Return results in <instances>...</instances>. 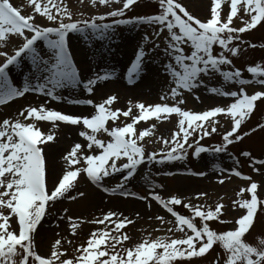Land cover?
<instances>
[{
  "label": "snow or ice",
  "instance_id": "obj_1",
  "mask_svg": "<svg viewBox=\"0 0 264 264\" xmlns=\"http://www.w3.org/2000/svg\"><path fill=\"white\" fill-rule=\"evenodd\" d=\"M79 2L83 4L84 0ZM29 3L35 14L46 18L50 23L38 24L35 22L36 15H23L11 0H0V57H3V61H0V106L24 97L29 92L60 101L63 97L57 94V90L75 89L81 85L91 95L99 81L113 79L115 73L107 69H102L101 73L93 70L90 78L82 80V70L77 67L69 49L70 34H79L85 41L111 40L117 26L137 24L158 26L159 30L153 32L157 39L167 32L163 52L169 59L164 63V73L170 77L174 87H170V93H164L161 99L167 101L170 95L176 103L147 106L138 103L135 107L139 109V113L134 114L132 106L127 111L113 110L111 106L117 100L115 95L99 104L91 99H69L71 104L94 107L95 113L91 116H73L40 105L20 111L19 117H23V121L13 118L0 122V264H177L178 260L204 257L217 243L222 245L225 255L214 264H264V238H260V246H253L245 240L246 234L253 228L258 210H264V200L258 196L260 185L252 181V177L244 176L235 169L220 171H228L229 176L234 175L251 183L238 193L242 198L234 201V205L245 209L246 213L235 221L236 227L233 230L218 233L209 225V221L213 220L225 223L221 219L225 208L223 203L216 205L215 210H205L200 204L185 203L176 196L164 199L153 193L152 199L175 218V227H169L167 232L181 233V236L149 237L135 245H129L127 242L132 237L122 230L134 223V220L122 214L117 216L115 212H108L92 221L105 227L93 231L86 245L82 244L73 258L68 257L61 239L55 240L48 257L40 255L35 247V234L45 215L49 214L50 205L62 199L76 200L77 196L85 195L83 192L69 195L81 174H86L93 184L102 186L106 177L126 172L123 182L116 188L104 190L113 194L120 191L122 196H134V193L127 191L126 183L141 165L184 160L193 147L197 158L205 152L226 153L230 145L251 135L249 132L243 135L238 133L242 124L256 109L257 102L264 100V91L249 95L244 86L253 83L264 86V78H261L264 77V65L247 67V72L253 79L243 78L239 68L225 70V66L233 64L230 56H238L241 52V48L234 42L246 43L241 40L242 34L264 24V0H212L210 16L206 20L194 16L178 0H158L159 14L134 19L123 17L138 0H90L94 7H120L107 15L79 20L74 19L65 0H29ZM224 4L229 5V12L222 16ZM80 16L83 17L84 13L81 12ZM108 18H114L113 22L101 23ZM237 18L242 21L243 26H233ZM13 38L18 41L15 51H11ZM150 42V38L145 35L143 44L134 53L126 74L129 84L135 83L145 70V58L149 53L144 44ZM186 45L191 49L190 54L185 51ZM216 46L220 49L218 55L214 52ZM250 46L256 47L255 44ZM160 47V43H155L151 51L155 52ZM24 59L31 62L32 70L25 77L23 85L17 87L9 73L12 67H19ZM214 74L222 76L226 83L238 84L240 88L239 91H224L211 87V93L235 98V102L200 113L182 109L180 105L185 103L182 90L193 91L202 86L207 87L202 76L211 78ZM173 114L179 117L178 130L173 133L171 140L161 137L165 148L170 150L146 154V149L140 142L152 134L156 125L143 131H139L137 125L153 118L163 121ZM221 115L231 119V130L223 134L222 143L211 148L204 147L201 141L219 131L217 125L221 121L216 118ZM121 117H131L132 122L108 127V121L117 122ZM39 121L83 125L90 130L79 133L86 144L75 143L63 156L66 170L51 187L47 180L48 168L43 145L54 141L55 137L50 133L45 134L37 126ZM259 127L264 128V124ZM256 130L253 128L252 132ZM100 133H106L111 140L106 142L99 139ZM193 137H198L195 144L190 143ZM96 149L100 150L99 154H92ZM242 155L252 157L250 152ZM121 161L123 162L118 163ZM255 165L264 166V159L252 158L251 166L260 173L261 169ZM192 174L206 175L204 172ZM219 183H225V179H220ZM246 192L250 193V199L243 198ZM205 195L207 194L201 193L196 199ZM182 204L192 213L191 217L175 211L174 206ZM13 218L17 223L15 228L11 224ZM197 218L201 221L200 226L195 222ZM68 219L72 221L71 217ZM155 219L162 224L173 223L164 216H156ZM71 227L72 234L75 235L79 224L72 222ZM67 243L71 244L72 241L68 240Z\"/></svg>",
  "mask_w": 264,
  "mask_h": 264
},
{
  "label": "rangeland",
  "instance_id": "obj_2",
  "mask_svg": "<svg viewBox=\"0 0 264 264\" xmlns=\"http://www.w3.org/2000/svg\"><path fill=\"white\" fill-rule=\"evenodd\" d=\"M12 3L21 9L22 14L24 15H36V23L44 25L49 24L44 17H40L38 14L34 13V9L29 3V0H11ZM180 3L185 4L189 7L192 13L199 17L201 20H206L209 18L208 14L202 16L203 12L210 13V7L212 0H178ZM68 4L70 10L74 14V19H90L96 15H107L111 10L119 8L120 5L109 6H92L90 0H84V3L81 4L79 0H65ZM201 4V5H199ZM160 6L153 0H145L144 3H141L140 6L134 9V16H149L150 14L159 13ZM83 12L84 16L81 17L80 13ZM229 12V5L224 4L222 6V16L226 15ZM234 27L243 26L242 21L237 18L234 20ZM159 27L154 25H119L115 28L113 38L111 40H95L90 39L85 41L83 37H77L75 41L70 40L69 48L73 52L77 67L81 71V79L86 80L93 75V70L96 73H101L102 69H107L113 71L115 76L113 79L106 81H99L94 87L93 93L89 95L87 91L81 85L75 89L66 88L62 91L61 94L64 97L62 102L57 101L55 105L46 104L47 97L43 94H38L31 92V102L24 104L21 98H17L3 106H0V122L4 119H13L18 118L23 121V117H19V112L27 107H39L40 105H46L49 109H55L67 114L72 115H83L78 114L76 111H73L69 103L68 98L70 95H76L80 98L91 99L95 104L102 103L111 95L121 96L117 99L114 104L111 106L113 110L123 109L127 111L128 107L132 104L133 110L136 109L139 113V109L135 107L138 103H144L147 105H156L160 103V99L157 96L152 97L150 94V86L153 84V81L163 78L164 63L169 59L164 55L163 49L165 47L164 37L167 36V32L160 36L157 39L153 36L154 31H158ZM250 34H243L241 37L242 41H251L252 44H255L256 47H251L250 45L246 46L248 52H240L236 56V62H241L245 58H250L245 61L244 65L246 66H255L256 64L264 65V25L256 31L246 32ZM145 35H149L150 43L144 44L146 52L149 53L148 61L144 73L137 80L135 87L130 88L134 91L128 92L123 91L121 95L110 91L114 89L115 85L120 86V82L125 86L127 84L126 73L128 69V64L134 59V53L138 51L141 44H143V38ZM247 39V40H245ZM239 42V41H238ZM155 43H160L161 47L156 49L155 52H152L151 49L154 48ZM42 44V43H41ZM251 44V45H252ZM236 46H239L242 49L243 44L235 43ZM14 45L11 43V51H15ZM219 47L216 48V52L219 54ZM253 58V59H252ZM255 59V60H254ZM257 60V61H256ZM0 61H3V57H0ZM243 68V67H242ZM32 65L31 62L26 59L24 62L14 70L15 74L14 81L16 82L17 87L23 85L24 79L31 73ZM165 76V74H164ZM115 84V85H114ZM207 87H202L196 94L200 97V100H195L192 98L189 99V102L185 104L187 111L192 112H202L204 109L214 108V107H224L226 103H221V98L224 96L218 94L210 95V88L217 87L224 91H239L240 86L238 84H226L223 79L217 78L216 76L206 79ZM114 85V86H113ZM252 88H247L251 94H255L256 91H264V86L258 84H251ZM60 93V91H58ZM207 93L209 95H207ZM59 95V94H58ZM145 96L150 98L146 99ZM45 97V98H44ZM122 97L124 99H122ZM44 98V99H43ZM27 98L25 97L24 100ZM232 103V101H231ZM170 105H175V103L170 102ZM261 110L255 114L252 118L251 124L247 125L245 130H248L251 135L246 139V145L242 146V149L248 147L253 150L257 159H264V130L252 132L253 128H259L261 124H264V102H262ZM88 113V112H85ZM94 114V113H93ZM88 116V115H87ZM122 121L116 123L120 126H123L125 123H131L132 118L121 117ZM221 121L217 127L219 131L214 133L223 137V134L232 128V121L230 118L221 115L216 118ZM248 120V119H247ZM250 120V119H249ZM178 121L179 117L173 115L166 121H162V130L158 132L152 131V134L149 137H146L144 141L140 142L142 146L146 149V154H151L152 152H161L167 151L163 139L171 140V137L175 131L178 130ZM29 123L28 121H24ZM42 128L41 124H38ZM113 127V126H112ZM111 127V128H112ZM137 129L143 131L144 127L138 125ZM47 134H52L55 137V140L50 142L46 150L50 146L58 145L59 143L65 145L68 152L74 146L75 143H81L85 139L80 138L79 133L82 131L81 127L78 126H66L59 124L47 125L44 129ZM99 139H103L106 142L111 140L106 133L98 134ZM198 137H193L190 140V143L195 144V141ZM77 140V141H76ZM247 141L250 144L247 145ZM251 145V146H250ZM99 149L97 153L99 154ZM240 158L242 157L241 148L238 145H234L229 148L227 153L216 154V153H206L197 161H193L191 165L187 164L184 167L170 168L165 170L160 168L158 173H154L148 169V165H144L137 170V177H135L130 183L126 184L128 192L137 191L140 195L147 196L151 192L161 195L164 199H170L173 196L179 197L184 200L185 203L200 204L205 207V210L212 208L215 210L216 205L223 203L225 205L223 221L228 223L229 221L234 223L239 217L246 213L245 209H241L238 205H234V201L241 199L242 197L238 196V193L242 188L249 187V183L240 181L233 178L234 176H229L225 172L220 170L235 169L241 170L244 173L249 174L252 177V181L257 182L260 185V195L264 200V166L255 165L261 169L260 173H257L254 170V167L251 166L252 159H236L232 158L231 154L236 153ZM67 152V153H68ZM263 155V156H262ZM192 161V160H191ZM238 161V163H237ZM118 162V163H122ZM80 165H77L79 167ZM66 170V162L64 161L63 172ZM195 170L197 172H205L207 176L203 179L194 178L189 175H183V173H178L179 171H188ZM156 171V170H155ZM60 172L58 177H61L62 173ZM171 172V173H168ZM125 173H116L110 178L104 180L106 186L109 189H114L116 186L123 182ZM225 179V183L220 184L219 180ZM158 185L159 187H153ZM153 190V191H150ZM79 192H83L85 195L83 197L77 196L76 200L71 199H62L57 201L54 204H51L49 207V214L45 215L44 220L42 221L41 226L38 228L35 236V247L38 253L48 256L52 250V245L56 239H61L63 243V248L66 250L69 258L75 257L77 249L83 244L86 245L87 240L90 234L97 229L104 228L105 225L94 224L92 221L96 218H101L108 212H115L117 216H127L130 219L134 220V223L128 225L122 231L126 232L129 236L132 237V240L127 242L129 245H135L136 243L142 242L145 238H158V237H167L173 236L174 238L181 236V233H168L167 229L169 227H175V219L168 215L158 204L155 203V206L151 205V201L148 202L146 199H136L129 198L123 199L119 195H114L111 191L110 194L106 193L102 187L93 184L86 176V174H81L77 180L75 188L69 195H77ZM206 193L207 195L202 196L200 199L196 197L201 194ZM120 194V192H119ZM99 198L100 205L102 208L97 209L94 207V201H91L92 198ZM243 198H248V193L244 194ZM118 201H134L140 203L141 206L137 208L136 206H126L123 209H120L117 206ZM149 205H151L149 207ZM181 206L184 207L182 204ZM94 207V208H93ZM67 210V211H65ZM156 216H164L166 220L172 221L171 224H162L160 221L156 220ZM69 217L72 218V221H69ZM15 221V218H13ZM228 222H227V221ZM72 222L79 224V227L76 228V234H72ZM259 223V224H258ZM12 224V223H11ZM258 226L252 233H248V236L245 240L252 244L253 246H260V238H264V214L260 216L257 222ZM256 224V225H257ZM263 224V225H262ZM221 223L211 224L213 230H220L223 227ZM262 225V226H261ZM14 227V226H13ZM115 227V225H111ZM159 229V230H157ZM234 229V228H233ZM46 230L50 231V237L45 234L41 235V231ZM64 232L66 234L64 235ZM226 231H222L223 233ZM68 240H71L72 243L68 244ZM218 248L222 249V245L218 243ZM225 255V253H224ZM224 255L221 258H224ZM216 260V255L213 253L205 259H196L194 261L182 262L177 264H214Z\"/></svg>",
  "mask_w": 264,
  "mask_h": 264
},
{
  "label": "bare ground",
  "instance_id": "obj_3",
  "mask_svg": "<svg viewBox=\"0 0 264 264\" xmlns=\"http://www.w3.org/2000/svg\"><path fill=\"white\" fill-rule=\"evenodd\" d=\"M199 5H201V4H199ZM206 14H208V16L210 15L208 13V11H206V13L203 12L200 15L204 16ZM162 81H163V78H161V77L159 79H156V80L153 81V84L150 86V88H151L150 94L151 93L153 94L152 97L156 98L159 93H161V94L170 93L168 88L165 86V83L168 80L165 78L164 85H163ZM166 85H168V83H166ZM114 87L115 88L111 89L110 91H112L114 93H117L118 95L119 94L121 95V93L123 91L128 92V93L134 91L133 89H130L131 87H128V86L126 87L121 82H120V86L119 85H115ZM130 94H133V93H130ZM25 97L27 99L26 100L23 99V102H24V104H27V106H29L30 103L28 104L27 102H31L30 92L25 94ZM119 97H121V96H117L118 99H119ZM145 98L148 99L150 97L149 96H145ZM122 99H124V98L122 97ZM169 99L171 100L170 95H169ZM74 110L76 112H79V110L76 109V108ZM154 125H156V127L153 128L154 132H158V131L162 130V122L160 120H156L154 118ZM145 127L151 128L152 126H145ZM65 149H66L65 145L59 143L58 145L50 146L49 149L47 150L46 155H47V160H48V163H49V174H50L49 182L52 183V184H55L57 182V180L60 178V177H58L59 173L63 172V165H64L63 156L66 155L67 152H68V149L67 150H65ZM97 152H98V149L94 150V153H97ZM91 201L95 202V204H93L95 208H97V209L102 208V205L99 206L100 199L98 197L97 198H92ZM118 202L119 203H117V206H119L120 209H123L126 206H134V207L136 206L137 208H139L141 206L140 203H136L134 201H128V202L118 201ZM50 233H51L50 231H46V230L41 231V235L42 236L47 234L50 237V235H51ZM65 234H66V232H64V235Z\"/></svg>",
  "mask_w": 264,
  "mask_h": 264
}]
</instances>
